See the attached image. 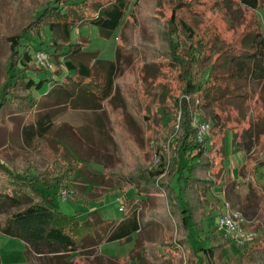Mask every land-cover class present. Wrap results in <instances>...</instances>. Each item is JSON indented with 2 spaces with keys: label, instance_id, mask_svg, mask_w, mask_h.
I'll use <instances>...</instances> for the list:
<instances>
[{
  "label": "trees",
  "instance_id": "obj_1",
  "mask_svg": "<svg viewBox=\"0 0 264 264\" xmlns=\"http://www.w3.org/2000/svg\"><path fill=\"white\" fill-rule=\"evenodd\" d=\"M142 1L41 0L30 23L6 36L11 52L0 84V129L3 125H19L23 139L34 147L8 154L0 150V229L27 244L28 258L31 251L61 258L109 242L130 241L145 230L150 238L136 240L125 259L107 256L108 264L137 259L140 264H264V227L261 235L229 261L225 256L231 241L222 239L211 221L209 246H199L196 239L208 217H216L215 204H210L208 194L226 171L221 114L211 107L224 92H231L234 80L246 84L264 80L263 25L258 19L236 45L221 46L216 62L204 70L209 41L179 14L181 9L201 11L203 4L225 10H257L261 0H188L174 5L167 21L165 57L168 66L177 70L179 86L176 92H154L161 126L150 129L145 128L151 124L149 114L130 109L129 88L134 81L121 78L127 46L124 48L120 41L119 29ZM83 24L97 26L104 38L118 32L115 59L86 50L82 39L72 40L74 28ZM41 50L61 67L54 70L41 65L35 56ZM143 65H150L147 71L155 69L158 73L163 64L154 58ZM223 68L224 77L230 81L227 87L216 79L215 72ZM47 82L49 90L42 91ZM35 91L42 92L38 95ZM115 99L120 104L116 108L112 106ZM104 103L120 114L119 120L110 115L109 126L102 113ZM69 109L93 112L95 120L78 127L62 124L66 134L58 130L52 140L50 133L56 120ZM10 113L22 118L19 124L10 121ZM201 122L210 127L199 138ZM135 123L141 130L143 147L136 144L131 130ZM262 131L258 130L257 139ZM246 132L253 135V124ZM108 144L127 146L124 157L114 152L118 161L111 165L103 159ZM89 148L97 151L101 161L90 154L91 159H85ZM81 160L102 162L106 170L102 174L92 172ZM115 179L126 188L125 208L119 218H104L98 210L81 218L79 213H67L51 202L52 195L60 196L63 188L72 189L75 199L100 200L115 187Z\"/></svg>",
  "mask_w": 264,
  "mask_h": 264
},
{
  "label": "rangeland",
  "instance_id": "obj_2",
  "mask_svg": "<svg viewBox=\"0 0 264 264\" xmlns=\"http://www.w3.org/2000/svg\"><path fill=\"white\" fill-rule=\"evenodd\" d=\"M40 1L0 0V84L4 80L5 64L11 52L10 43L6 36L20 32L30 23ZM181 1L188 0H143L140 5L134 8L133 13L127 16L124 26L119 29L120 32L122 31L120 41L122 40L124 48L127 46L121 78H129L128 80L134 81L129 88L132 92V97L129 99L130 109L141 115L145 112L149 114L151 124L146 125V129L161 126L158 119L161 110L157 111V103L153 101L154 92L157 90L167 91L168 89L176 92L179 86L176 75L177 70L168 66L167 56L165 57V53H167L165 35L167 21L171 16L174 5ZM200 7L201 11L191 12L188 9H181L179 14L186 17L197 27L199 36L204 35L209 41L206 50L207 57L203 61L204 70L216 62L222 48L236 45L243 33L256 26L258 19L264 29V0H261V6L257 10L246 7H234L225 10L204 4ZM117 34L118 32L109 38H104L100 35L97 26L83 24L74 28L72 40L75 42L78 38L82 39L87 44L84 46L86 50L97 51L99 56L105 59H115L118 46ZM216 37L218 39H215ZM35 39L39 40L40 38L36 36ZM130 42L131 45H129ZM214 42L216 43L212 47ZM221 46L223 47L221 48ZM154 58L162 60L163 65L158 73L152 68V70L147 71L150 65L147 67L143 65L144 62L150 64ZM49 60L53 64L54 70L61 67L51 55ZM224 72L225 69L223 68L215 74L221 86L227 87L230 85V81L224 77ZM235 87L237 89L233 90ZM47 88L48 90L50 88L49 82L45 84L42 91ZM229 88L232 93L229 91L224 92V96L211 107L212 110L221 114V122L223 123L221 132L222 134L225 133L224 166L226 171L220 183L212 188L208 194L210 204H215L214 213L216 217L210 218L209 216V220L207 219L204 223L203 233L196 236L199 241L198 245L203 247L210 244V240L207 239V235H210L209 221L212 222V226L215 228L217 216L220 210L224 209L225 200L230 201L235 207L244 212L248 220L247 227L250 231L256 233L255 237L261 235L264 227V80H250L246 84L236 79ZM42 91L35 92L39 95ZM116 98L118 99V95H116ZM117 99L112 104L114 108L120 105ZM200 109H203V107L201 106ZM205 109L206 107H204ZM102 113L106 121L105 124L108 126L110 125V115L114 116L116 120L120 119V114L114 112V109L105 103ZM12 114L10 113L9 116L10 121L19 124L22 118ZM165 118L166 121L169 120L168 115H165ZM94 120L95 115L93 112L69 109L56 120L50 136L53 140L54 135H58L57 131L62 130L60 127L62 124L69 123L78 127ZM137 124L132 125L131 130L135 136L136 144L143 147L145 143ZM251 124L254 127L253 135L250 132L244 134V131ZM257 129L263 130L258 139ZM61 132L63 133L64 130ZM64 133L66 134V132ZM234 133H237V137L234 136ZM60 140L62 141V139ZM70 144L67 146L70 147ZM33 147V143H27L21 136L19 125L10 124L1 127V151L5 150L7 154L12 150L26 152ZM126 147V145L108 144V154L105 153L104 161L110 165L116 163L118 159L114 157V152L118 151L124 157ZM59 149L60 145L58 144V151ZM84 153L87 155L86 152ZM89 154L92 159L101 161L100 157L97 158L98 155L95 149L89 148L85 159H91ZM99 161L81 160V163L86 164L90 171L102 174L105 172L106 166ZM113 184L115 187L105 193V197L100 200L96 198L75 199L72 197L65 200L61 195L54 194L51 202L55 207H59L67 213H79L81 218L88 216L92 210H98L104 218H119L122 216L123 211L119 209L121 201L118 200V197L120 196L125 200L126 188L121 187V183L116 179ZM176 188L179 189L178 184H176ZM44 192L48 194L49 191L44 188ZM207 209L211 211V205H208ZM150 237V232L142 230L130 241L109 242L61 258L51 255L42 256L31 251L29 253L30 263L26 252L27 244L20 238L6 235L0 229V264H108V257L125 259L133 251L136 240ZM193 242H195V239ZM247 246L242 249L236 243H230L226 248V260L229 261L233 256L241 253V251L243 252ZM127 264H140V261L138 259L131 260Z\"/></svg>",
  "mask_w": 264,
  "mask_h": 264
},
{
  "label": "built area",
  "instance_id": "obj_3",
  "mask_svg": "<svg viewBox=\"0 0 264 264\" xmlns=\"http://www.w3.org/2000/svg\"><path fill=\"white\" fill-rule=\"evenodd\" d=\"M35 56L38 62L50 69H54L53 64L49 60V54L44 51H36ZM208 123H200L199 138H202L209 130ZM74 194L72 189L63 188L60 195L63 199H68ZM118 200L121 201L120 211L125 208L124 200L119 196ZM248 220L244 212L235 207L230 201L225 200L224 209L221 210L217 216V232H219L222 239L230 240L231 243H236L240 248H245L254 238L256 233L252 232L247 227Z\"/></svg>",
  "mask_w": 264,
  "mask_h": 264
},
{
  "label": "crops",
  "instance_id": "obj_4",
  "mask_svg": "<svg viewBox=\"0 0 264 264\" xmlns=\"http://www.w3.org/2000/svg\"><path fill=\"white\" fill-rule=\"evenodd\" d=\"M30 261V260H29ZM30 263H31V261H30Z\"/></svg>",
  "mask_w": 264,
  "mask_h": 264
}]
</instances>
